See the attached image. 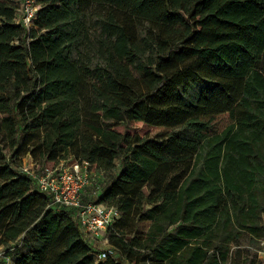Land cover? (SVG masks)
<instances>
[{
    "label": "trees",
    "instance_id": "1",
    "mask_svg": "<svg viewBox=\"0 0 264 264\" xmlns=\"http://www.w3.org/2000/svg\"><path fill=\"white\" fill-rule=\"evenodd\" d=\"M0 0V247L11 264H255L264 0ZM202 90L193 91L195 84ZM88 161L120 216L99 259L22 167ZM0 264H9L0 259Z\"/></svg>",
    "mask_w": 264,
    "mask_h": 264
},
{
    "label": "built area",
    "instance_id": "2",
    "mask_svg": "<svg viewBox=\"0 0 264 264\" xmlns=\"http://www.w3.org/2000/svg\"><path fill=\"white\" fill-rule=\"evenodd\" d=\"M18 22L31 26L39 10L38 0H20ZM23 171L28 174L36 188L45 193L52 205L62 206L73 212L84 236L91 241L92 237H99L103 231L113 225L120 216L116 206L108 205L97 200L85 201V189L92 184L91 169L88 161L70 163L62 160L52 166H42L31 158L24 162ZM100 189L95 193L98 195ZM264 243V242H263ZM108 246L98 252L99 259H106L110 252ZM264 260V250L259 252Z\"/></svg>",
    "mask_w": 264,
    "mask_h": 264
},
{
    "label": "rangeland",
    "instance_id": "3",
    "mask_svg": "<svg viewBox=\"0 0 264 264\" xmlns=\"http://www.w3.org/2000/svg\"><path fill=\"white\" fill-rule=\"evenodd\" d=\"M203 84H195L193 88V93L199 92L202 90ZM31 161V158H25L24 162L27 164ZM91 178H92V184L85 189L83 198L85 201L90 200H97L96 191L100 188H103L105 185H107L109 181V176H107L104 172L100 171H92L91 170ZM93 246L96 248V250H102L105 247L108 246V238L106 235V232L103 231L101 234H99V237H92L90 239ZM264 239H257L252 237L250 234L245 233L242 238H240L238 244H233L232 248L233 250L237 248L244 249L249 254V260H255L257 252H262L264 250ZM110 248V247H108ZM110 252L112 255H115V253L110 248ZM6 251L4 247H0V259L6 260L9 264H11L12 260L10 256H6ZM260 254V253H259ZM263 260V259H262ZM255 264H261L255 261ZM264 264V262L262 263Z\"/></svg>",
    "mask_w": 264,
    "mask_h": 264
}]
</instances>
